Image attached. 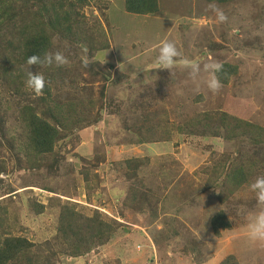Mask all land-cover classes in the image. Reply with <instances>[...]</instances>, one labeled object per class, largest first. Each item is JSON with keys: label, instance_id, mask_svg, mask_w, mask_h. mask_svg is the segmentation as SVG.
Listing matches in <instances>:
<instances>
[{"label": "rangeland", "instance_id": "374dc122", "mask_svg": "<svg viewBox=\"0 0 264 264\" xmlns=\"http://www.w3.org/2000/svg\"><path fill=\"white\" fill-rule=\"evenodd\" d=\"M30 1L3 0L0 8H19ZM63 1L75 3L89 25L98 18L106 29L110 49L97 54L95 60L123 71L120 89L103 91L106 81H89L93 76L80 72L79 83L88 82L85 85L93 100L104 98V106L97 100L92 110L95 113L99 105L104 107L99 124L104 132L89 131V146L81 147L87 142V138L82 140L87 130H76L62 150L67 159L58 169L55 165L40 170L28 166L24 154L9 149L10 142L0 134V212L2 206L7 207V220L16 225L13 233L45 248L43 257L56 251L55 264H219L226 257L237 264H264V241L249 238L250 225L264 212V204L258 202L250 184L264 177V171H255L224 203L218 198L225 191L221 188L224 178L211 188L208 185L219 161L224 159L227 168L240 156L246 162L244 155L257 150L222 134L204 136L201 129L175 131L195 116L223 111L264 128V0L229 4L158 0L154 14L129 16L124 0ZM213 5L224 11L226 22H217ZM62 37L54 38L50 53L61 52L67 66L79 65L77 46ZM164 41L175 43L180 53L169 70L159 69L155 63ZM217 63L236 66L237 73L214 92L209 87L214 76L210 66ZM110 71L115 81L119 74ZM62 92L65 96L66 90ZM6 112L0 130H10V135L18 137L17 109L12 106ZM146 130L153 143L137 144ZM19 147L20 143L14 144ZM78 149H85L82 156L93 164L105 162L107 151L110 155L106 167L96 169L99 178L88 182L92 187L95 180L102 181L94 189H86L82 180L68 178L75 176L72 156ZM130 159L141 161L139 176L126 183L121 170ZM67 169L71 172L65 177ZM132 184L138 187L135 198L132 194L117 197L116 189L126 193ZM96 193L106 197L100 199L101 204ZM34 201L45 206L42 214L33 213ZM67 203L86 214L97 209L107 219H116L120 227L106 244L81 257H68L56 228L60 207ZM218 211L224 213L230 229L220 230L216 236L210 219Z\"/></svg>", "mask_w": 264, "mask_h": 264}, {"label": "trees", "instance_id": "16d2710c", "mask_svg": "<svg viewBox=\"0 0 264 264\" xmlns=\"http://www.w3.org/2000/svg\"><path fill=\"white\" fill-rule=\"evenodd\" d=\"M2 1L0 0V5H3ZM205 1L229 4L236 0ZM32 4H36L37 7ZM124 8L128 16L151 15L158 11V0H124ZM58 35L63 36L62 39L70 40L75 47L77 46L76 52L80 53L79 65L57 67L55 65L30 66L27 64V59L31 55L43 56L50 53L53 40ZM109 49L107 31L102 27L99 19L94 18L93 23L89 25L85 16L79 13L73 2L31 0L30 5L24 2L19 8L5 6L0 8V82L2 85L0 104L6 108L0 109V127L5 122L6 111L11 110V107L14 106L18 112L16 118L21 131L18 137L10 135V130L8 132L0 130V134L5 142H10L7 144L9 149L15 151L16 154H24L28 166L40 170L44 167L51 168L50 166L53 168L55 165L54 168L58 169L60 164L67 159L66 151L62 150L67 146V140L76 130L95 129L98 133L104 132L101 131V125H99L103 122L101 113L104 107L99 105L98 111L95 113L92 111L97 100H100L104 106V98L100 96L97 100H93L91 89L85 85L88 82L82 81V85H80L79 78H82L83 75L80 72L83 70V73L93 76L89 81L101 78L108 83L106 87H103V91L109 88L112 93L118 92L123 71L114 69L109 64L102 65L101 62L95 60L97 54ZM28 70L34 73L40 72L45 77V85L39 94L26 87ZM110 70L119 74L115 81H113L114 75ZM236 73V66L224 63L220 71L214 72V77L221 85H226L228 79L235 76ZM124 79H126L125 75ZM65 90L66 95L63 96L62 91ZM118 95L117 93L116 96ZM181 125L175 128L177 133L184 130L186 132L191 130L195 133L201 129L204 136L210 137L211 133L218 136L222 134L227 140H243L245 144L257 150L256 153L251 152L244 155L246 162L240 156V158L232 160L226 168L224 159H222L218 162L217 167L211 170L213 174L208 178L209 188L217 185L222 178L225 180L221 187L225 188V191L218 194L221 203H224L238 188L250 181L255 171H264L263 127L233 117L225 111L205 114L203 117L195 116V119L185 121ZM151 139L150 130H146L144 135L137 138L136 143L152 144ZM15 143H20L18 149L14 148ZM106 155L108 159L110 155L108 153ZM72 157L74 158L72 164L76 169V172H73L75 176L68 177L71 171L67 169L65 177L74 180V182L82 180L86 189L91 187L88 186L89 181L99 178L96 169L104 168L108 164L107 159L106 163L97 164L96 162L93 164L85 159L86 156H82L81 150ZM93 158L95 159V156ZM140 162L139 159H130L124 162L121 173L125 175L123 178L125 182H131L139 176ZM77 166L82 167L77 170ZM94 182L91 189L102 183L100 180L98 183V179ZM135 185L132 184L127 188V194L121 188L116 189L120 195L117 197L122 198L124 195L132 194V197L135 198L137 193ZM105 198V196L96 193L99 204H101L100 199L104 200ZM31 207L36 215L42 214L45 210L44 205L35 201ZM1 209L3 211L0 212V264H55L53 259L56 257V251L50 253L51 257H43L45 248L36 246L22 235H15L13 231L16 229V225L15 223L9 224L6 214L7 207L2 206ZM225 219V215L221 211H218L210 219L214 235L218 236L220 230L230 229V225ZM115 220L107 219L97 209H94L92 214H86L77 211L68 203L61 206L56 228L59 240L65 243L68 257H81L93 248L109 242L120 227V224ZM172 234L176 235V232L174 231ZM219 264L237 263L232 257H226Z\"/></svg>", "mask_w": 264, "mask_h": 264}, {"label": "clouds", "instance_id": "9594fccd", "mask_svg": "<svg viewBox=\"0 0 264 264\" xmlns=\"http://www.w3.org/2000/svg\"><path fill=\"white\" fill-rule=\"evenodd\" d=\"M213 11L215 12L216 20L218 23H224L227 21L228 17L222 9H219L212 6ZM180 55L175 43L171 41L162 42L159 48V54L156 57L155 63L159 69H171L175 62L176 58ZM68 63L67 58L61 53L56 52L46 53L43 56L40 55H31L27 59V64L30 66L41 65V66H52L57 67L66 65ZM211 69L216 72L222 69L221 64H213L210 66ZM30 69V68H29ZM197 67H193V75L196 73ZM136 75V73H134ZM26 87L31 89L34 93L39 94L44 85L45 77L40 72H32L28 70L27 78L25 81ZM209 87L212 91H217L221 84L213 76L209 81ZM250 189L255 193L256 198L259 203L264 204V177H257L256 180L250 184ZM249 238L253 241H264V212H261L256 216L254 223L250 225Z\"/></svg>", "mask_w": 264, "mask_h": 264}, {"label": "crops", "instance_id": "0c3cea01", "mask_svg": "<svg viewBox=\"0 0 264 264\" xmlns=\"http://www.w3.org/2000/svg\"><path fill=\"white\" fill-rule=\"evenodd\" d=\"M89 130L92 131V130H95V129H89ZM89 130H87V132H86L87 135H82V140H83V141H85V139L88 138V136L90 135ZM80 146H81V147H88V146H89V143L86 142V143L81 144ZM78 150L80 151V149H78ZM115 150H117V149H115ZM139 150L143 151L144 149H139ZM83 151H85V149L81 150V152H83ZM107 153H108V151H107ZM111 153H112V152H111ZM113 153H114V155H117L116 152H113Z\"/></svg>", "mask_w": 264, "mask_h": 264}]
</instances>
